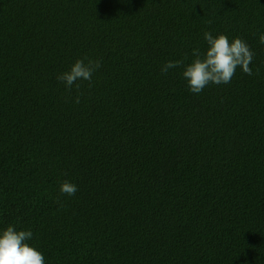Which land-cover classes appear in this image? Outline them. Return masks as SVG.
<instances>
[{
    "label": "trees",
    "instance_id": "obj_1",
    "mask_svg": "<svg viewBox=\"0 0 264 264\" xmlns=\"http://www.w3.org/2000/svg\"><path fill=\"white\" fill-rule=\"evenodd\" d=\"M206 31L245 41L252 75L194 94ZM261 34L264 0H0V231L45 264H264Z\"/></svg>",
    "mask_w": 264,
    "mask_h": 264
},
{
    "label": "clouds",
    "instance_id": "obj_2",
    "mask_svg": "<svg viewBox=\"0 0 264 264\" xmlns=\"http://www.w3.org/2000/svg\"><path fill=\"white\" fill-rule=\"evenodd\" d=\"M204 39L208 44L206 51L201 53L199 49H194L193 60L184 66L182 72L192 93H201L209 84L230 83L237 67L241 68L243 73L252 75L250 64L254 53L245 41L235 37L229 42L225 34L213 36L207 31L204 33ZM259 41L264 44V34L259 36ZM182 64L183 61L169 60L162 65L161 72L167 74L170 69ZM100 67V60L78 58L69 70L57 75V80L70 90L78 80L91 82L93 73ZM75 102L79 103V97ZM60 191L72 196L78 191V187L65 180L61 183ZM32 236L31 230H17L13 225H8L0 231V264H45L43 254L28 242Z\"/></svg>",
    "mask_w": 264,
    "mask_h": 264
}]
</instances>
